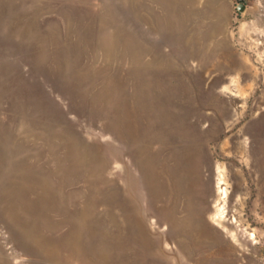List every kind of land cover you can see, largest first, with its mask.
<instances>
[{
    "label": "rangeland",
    "instance_id": "rangeland-1",
    "mask_svg": "<svg viewBox=\"0 0 264 264\" xmlns=\"http://www.w3.org/2000/svg\"><path fill=\"white\" fill-rule=\"evenodd\" d=\"M0 0V264H264V0Z\"/></svg>",
    "mask_w": 264,
    "mask_h": 264
},
{
    "label": "water",
    "instance_id": "water-1",
    "mask_svg": "<svg viewBox=\"0 0 264 264\" xmlns=\"http://www.w3.org/2000/svg\"><path fill=\"white\" fill-rule=\"evenodd\" d=\"M237 10L243 12L246 9L247 3L245 0H237Z\"/></svg>",
    "mask_w": 264,
    "mask_h": 264
}]
</instances>
